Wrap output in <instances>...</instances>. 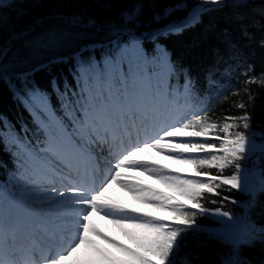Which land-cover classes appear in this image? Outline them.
I'll return each instance as SVG.
<instances>
[{
    "label": "snow or ice",
    "instance_id": "obj_1",
    "mask_svg": "<svg viewBox=\"0 0 264 264\" xmlns=\"http://www.w3.org/2000/svg\"><path fill=\"white\" fill-rule=\"evenodd\" d=\"M145 2L134 0L114 16L117 0H93L97 12L82 7L34 17L22 0H0V14L13 9L16 20L0 42V80L25 86L13 96L39 105L40 132L35 143L14 142L12 181L0 185V264H194L187 254L177 259L189 233L222 240L231 251L221 264H243L240 248L264 233L247 217L205 206L206 196H219L224 188L248 194V210L255 206L257 193L264 192V169L257 183L255 167L257 156L264 159V130L259 135L252 130L253 116L243 101L235 105L240 115L214 119L197 103L189 71L175 66L160 41L202 23L209 11L241 7L247 0H201L191 9L187 0H177L159 11L152 2L150 15ZM182 11L187 15L174 16ZM46 20L55 24L45 29ZM207 27L212 32L216 25ZM243 35L254 38L246 29ZM259 47L264 49V39ZM97 52L104 55L97 59ZM55 64L71 65L77 87H64V114L53 120L46 93L33 78ZM141 64L147 74L136 71ZM254 69L248 66L245 84L264 87V70L249 76ZM178 75L183 84L173 88L169 78ZM149 149L180 167L139 155ZM113 184L144 207L106 195ZM94 213L110 220L130 243L100 231ZM209 214L222 218L220 231L208 232L197 223Z\"/></svg>",
    "mask_w": 264,
    "mask_h": 264
},
{
    "label": "trees",
    "instance_id": "obj_2",
    "mask_svg": "<svg viewBox=\"0 0 264 264\" xmlns=\"http://www.w3.org/2000/svg\"><path fill=\"white\" fill-rule=\"evenodd\" d=\"M156 4V10L159 11L167 5L177 3V0H146V15L150 4ZM201 0H187L188 7L191 9ZM243 3V0H238ZM134 0H117L111 15L119 12L122 8H130ZM22 7L30 10L34 17L48 16L53 12H64L71 14L82 7H91L94 12L99 11V7H93V0H22ZM206 7H213L207 5ZM0 42L7 40L9 32L16 23L15 10L5 9L0 14ZM187 11L177 12L174 16H186ZM23 23V22H21ZM216 25L215 30L208 31V24ZM55 24V21L46 20L44 28L47 29ZM253 24L257 25L253 27ZM247 30L253 39L246 38L243 30ZM227 31V36L223 31ZM264 39V0H247L241 7H227L219 10L209 11L203 16V22L197 24L179 35H170L161 37L160 40L166 44L172 54V59L180 63L191 71L203 88L213 85L215 94H211L208 99V110L210 115L216 120H222L225 115H240L241 110L235 105L241 101L248 104V111L253 116V129L259 133L264 130V87L260 83L245 84L247 77L244 75L249 65H254V73L249 76H259L264 70V49L259 47V41ZM227 41L231 42V45ZM146 47L151 50L150 46ZM104 55V52H97L96 57ZM73 69L68 64H55L51 71L37 72L33 78L35 86L44 92L52 90V80L59 82L60 93L66 85L76 88L73 80ZM17 87L24 90V85H9L0 80V117L6 118L16 125V121H29L31 119L22 107L21 96L17 99L13 92ZM247 89V91H245ZM239 92V95L234 93ZM253 100H249V97ZM55 103L57 97L54 98ZM61 101V99H60ZM251 131V130H250ZM11 164V158L4 151V146L0 141V169L8 170ZM248 167H252V161L247 162ZM255 167L257 171V183L262 178L260 170L264 169V159L260 156L256 159ZM10 169V168H9ZM228 170L226 174H230ZM224 197H232L236 203L231 200H225ZM215 200V203L207 201ZM250 200L248 194H242L238 190L229 191L224 188L219 196L208 195L205 197V206L208 208H222L223 211H230L236 218L247 217L256 228H264V192H258L256 195V204L250 210L247 204ZM197 223L201 228H210L219 224V219L214 215H205L199 217ZM256 238L251 245L242 246L239 251V259L243 264H264V233H255ZM231 249L222 241L217 239H208L206 235L194 236L191 233L187 235L182 251L177 257L183 261L185 254L187 259L193 260L194 264H221ZM195 254L193 256L192 254Z\"/></svg>",
    "mask_w": 264,
    "mask_h": 264
},
{
    "label": "rangeland",
    "instance_id": "obj_3",
    "mask_svg": "<svg viewBox=\"0 0 264 264\" xmlns=\"http://www.w3.org/2000/svg\"><path fill=\"white\" fill-rule=\"evenodd\" d=\"M4 2H5V4H7L8 0H4ZM49 54H52V52L49 53ZM144 155H146V157L149 156V158H146L148 160H152L151 157L155 158V157L159 156V158L161 159V161L159 163H161V164H165L166 163L167 165H169L171 167L170 169H172V168L174 169V168H179L180 167L179 165L174 164L172 161L166 160L163 155H161L160 153H158V152H156L154 150L149 149L147 152H144ZM141 156H143V155H141ZM139 175L141 176V178L143 180L144 179H149V180H153L156 183V181L154 179L150 178L147 175H144L142 173H140ZM156 185L159 186V187H162V185H160V184L156 183ZM106 195H108L109 197H111L113 199L120 200V201H122V202H124L126 204H131V202H136L135 200H133L132 196L128 192H126L118 184L111 185L110 188L108 189ZM138 205H141V204H138ZM141 206H143V205H141ZM158 215H162V213H158ZM108 229L111 232L110 235L108 234L109 236L117 237V235H119L121 237H125V239L128 240V238L124 235V233L116 225L110 224ZM128 243H130V241Z\"/></svg>",
    "mask_w": 264,
    "mask_h": 264
},
{
    "label": "bare ground",
    "instance_id": "obj_4",
    "mask_svg": "<svg viewBox=\"0 0 264 264\" xmlns=\"http://www.w3.org/2000/svg\"><path fill=\"white\" fill-rule=\"evenodd\" d=\"M93 220H92V222H93V224L95 225H100L102 222H103V224H105V225H110V223L109 222H111L110 220H108V219H105L104 217H103V215H96L95 213L93 214ZM112 224V223H111Z\"/></svg>",
    "mask_w": 264,
    "mask_h": 264
}]
</instances>
